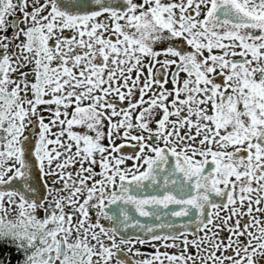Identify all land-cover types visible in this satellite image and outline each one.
Masks as SVG:
<instances>
[{"label":"snow or ice","instance_id":"1","mask_svg":"<svg viewBox=\"0 0 264 264\" xmlns=\"http://www.w3.org/2000/svg\"><path fill=\"white\" fill-rule=\"evenodd\" d=\"M0 264H264V0H0Z\"/></svg>","mask_w":264,"mask_h":264},{"label":"flooded vegetation","instance_id":"2","mask_svg":"<svg viewBox=\"0 0 264 264\" xmlns=\"http://www.w3.org/2000/svg\"><path fill=\"white\" fill-rule=\"evenodd\" d=\"M137 247H142V250H150L147 245H145V246H139V245H137Z\"/></svg>","mask_w":264,"mask_h":264}]
</instances>
